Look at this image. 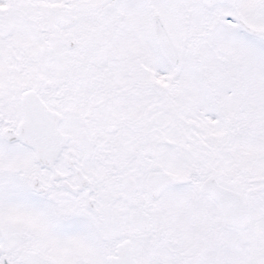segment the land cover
<instances>
[{
    "label": "snow or ice",
    "instance_id": "obj_1",
    "mask_svg": "<svg viewBox=\"0 0 264 264\" xmlns=\"http://www.w3.org/2000/svg\"><path fill=\"white\" fill-rule=\"evenodd\" d=\"M0 264H264V0H0Z\"/></svg>",
    "mask_w": 264,
    "mask_h": 264
}]
</instances>
